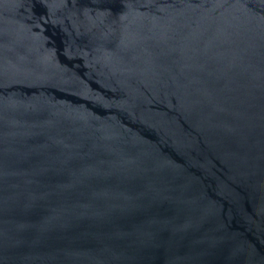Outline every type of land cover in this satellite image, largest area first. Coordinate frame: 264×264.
<instances>
[{
    "label": "water",
    "instance_id": "1",
    "mask_svg": "<svg viewBox=\"0 0 264 264\" xmlns=\"http://www.w3.org/2000/svg\"><path fill=\"white\" fill-rule=\"evenodd\" d=\"M0 264H264V0H0Z\"/></svg>",
    "mask_w": 264,
    "mask_h": 264
}]
</instances>
